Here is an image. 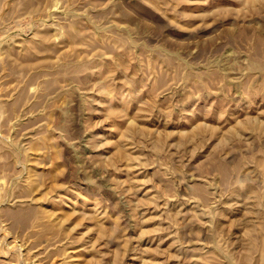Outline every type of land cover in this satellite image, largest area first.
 I'll return each mask as SVG.
<instances>
[{
  "label": "rangeland",
  "instance_id": "rangeland-1",
  "mask_svg": "<svg viewBox=\"0 0 264 264\" xmlns=\"http://www.w3.org/2000/svg\"><path fill=\"white\" fill-rule=\"evenodd\" d=\"M0 264H264V0H0Z\"/></svg>",
  "mask_w": 264,
  "mask_h": 264
}]
</instances>
